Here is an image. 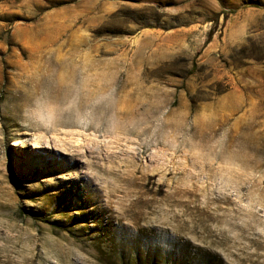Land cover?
Masks as SVG:
<instances>
[{
  "label": "rangeland",
  "instance_id": "1",
  "mask_svg": "<svg viewBox=\"0 0 264 264\" xmlns=\"http://www.w3.org/2000/svg\"><path fill=\"white\" fill-rule=\"evenodd\" d=\"M140 233L264 264V0H0V264Z\"/></svg>",
  "mask_w": 264,
  "mask_h": 264
},
{
  "label": "trees",
  "instance_id": "2",
  "mask_svg": "<svg viewBox=\"0 0 264 264\" xmlns=\"http://www.w3.org/2000/svg\"><path fill=\"white\" fill-rule=\"evenodd\" d=\"M121 254L120 264H227L222 256L169 235L158 241L155 236L138 234L125 244L114 243Z\"/></svg>",
  "mask_w": 264,
  "mask_h": 264
},
{
  "label": "snow or ice",
  "instance_id": "3",
  "mask_svg": "<svg viewBox=\"0 0 264 264\" xmlns=\"http://www.w3.org/2000/svg\"><path fill=\"white\" fill-rule=\"evenodd\" d=\"M77 175H82V174H80V173H77Z\"/></svg>",
  "mask_w": 264,
  "mask_h": 264
},
{
  "label": "bare ground",
  "instance_id": "4",
  "mask_svg": "<svg viewBox=\"0 0 264 264\" xmlns=\"http://www.w3.org/2000/svg\"><path fill=\"white\" fill-rule=\"evenodd\" d=\"M77 142V141H76ZM81 155V154H80Z\"/></svg>",
  "mask_w": 264,
  "mask_h": 264
}]
</instances>
